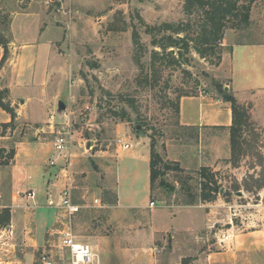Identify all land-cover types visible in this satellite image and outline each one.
<instances>
[{
    "label": "rangeland",
    "instance_id": "obj_1",
    "mask_svg": "<svg viewBox=\"0 0 264 264\" xmlns=\"http://www.w3.org/2000/svg\"><path fill=\"white\" fill-rule=\"evenodd\" d=\"M186 4L187 0H0V42L7 45L8 58L14 23L18 28L29 22L26 13L45 14L43 25L53 30L60 73L50 84V94L59 93L66 105L57 129L67 131L70 125L73 135L74 200L80 210L72 225L81 241L97 251L93 242L114 235L120 226L108 222L132 216L135 223L125 226L145 231L141 238L158 249L160 264H264V47H236L233 61L228 57L223 62L235 45L264 44V0L253 3L248 23H227L217 50L220 64L218 56L203 59L193 48L188 53L178 48L164 52L153 45L154 40L167 44L178 28L185 30L180 37L197 36L204 21L201 6L188 9ZM37 23L36 18L28 23L24 35L29 39ZM216 83L246 114L235 153L231 130L201 132L180 124V98L200 93L222 98ZM9 96L8 89H0L2 101L17 114L9 127L0 125V168L12 163L18 143L40 148L36 140L52 148L54 137L48 128L49 106L42 112L34 109L33 120L41 125L36 127L18 114L20 103L14 105ZM50 105L57 116L56 101ZM118 139L132 148L123 151ZM152 142L163 161L157 165L153 187ZM50 151L54 155V149ZM116 183L125 209L114 206ZM204 184L217 192L205 191ZM59 192L56 185L48 196L58 202ZM10 211L0 204V229L11 226L14 232L7 242L15 247H5L10 250L6 255L0 253L9 264H39L47 244L57 245L61 239L54 230L70 222L63 210L44 208L37 229L47 232L42 242L34 243L33 233L28 241L18 231L21 222L15 225ZM170 225L178 233L165 231ZM227 233L234 235L233 242L222 248L218 239Z\"/></svg>",
    "mask_w": 264,
    "mask_h": 264
},
{
    "label": "crops",
    "instance_id": "obj_2",
    "mask_svg": "<svg viewBox=\"0 0 264 264\" xmlns=\"http://www.w3.org/2000/svg\"><path fill=\"white\" fill-rule=\"evenodd\" d=\"M30 16L31 19H38L31 39L24 35L31 20L29 19ZM42 16H45V14L39 12L26 13L29 22H22V25L18 28H15L14 23L12 31L15 32L16 30L17 33L13 32L14 38L8 45L9 56L5 63H2L5 49L0 46V89L9 90L12 103L14 105L17 102L20 103L18 114L25 118L28 125H35L36 127H41V125L36 124V121L33 120L36 118L34 109L42 112L45 106H49L48 110L51 113L54 106L50 103L55 100L58 105L60 102L59 93L54 91L50 94V84L60 73V55L55 49L54 34L50 33L53 30L51 27L43 25L44 17ZM236 47L259 48L264 47V44L235 45L232 52L226 53L223 62L227 61L228 57L233 61ZM250 91L251 96H255V90ZM179 105L180 124L184 127L196 128L201 132L211 129L213 132L218 130L226 133L230 131L233 125L231 104L220 97L213 98L206 93H200L197 96L182 97ZM10 122V114L0 107V125L9 124ZM26 142L18 143L12 163L0 168V204L11 210V218L13 222H16L15 225H18V220L21 222L22 229L19 227L18 231L23 233L28 241H30L29 233H33V237L36 238L33 241L35 243L36 240L38 243L44 240L47 231H44L43 234L39 233L37 218L42 214L40 212L44 208H48V194L49 190L56 187L54 176L57 169L48 166V160L52 156L50 151L52 148L49 143L45 144L35 140L33 142L35 145H41L40 151V148L36 146L32 149L28 148ZM149 176H151L150 171ZM19 186H23L24 190L18 191L33 190L36 197L31 200L18 198L16 196L18 191L15 192V189ZM52 192L54 194V191ZM115 194V208L125 209L117 183ZM16 205H19V207ZM27 209L30 210L26 211ZM135 221L132 216H117L115 220L108 222L110 225L117 223L120 226L113 233L114 235L108 233L93 242V245L97 248L96 251L92 246L97 255L96 262L98 264H160V257L157 255L158 249L152 247L151 240L141 238L145 231H135V229H130L133 226H125V224H133ZM50 223L51 221L49 226ZM103 223H105V220ZM158 231L157 228L154 233L156 234ZM165 231H170L172 234L178 233L175 225L168 226ZM210 258L212 257L209 256L208 259ZM202 261L206 262V259Z\"/></svg>",
    "mask_w": 264,
    "mask_h": 264
},
{
    "label": "built area",
    "instance_id": "obj_3",
    "mask_svg": "<svg viewBox=\"0 0 264 264\" xmlns=\"http://www.w3.org/2000/svg\"><path fill=\"white\" fill-rule=\"evenodd\" d=\"M59 115L54 112L50 113L48 128L54 136L50 141L54 149V155L49 158L48 166L57 169L55 174L56 185L60 186L58 202L52 195L48 196L47 207L58 208L65 212V216L69 218L66 228L63 230H54V236L60 235L61 239L57 245L47 244V247L42 251L39 257V264H98L96 262L97 255L88 242L81 241L75 234L73 229V217L79 212L80 206L74 200V184H75V157L76 153L73 150V135L71 126L68 125L67 131L57 129ZM41 132V131H40ZM117 144L123 151L132 148V145L124 139H118ZM18 195L26 200H31L36 197V193L31 191H19ZM99 204V200H95ZM150 208H154L156 203L152 201ZM14 232L12 227L0 229V253L6 255L10 252L5 247L14 248L13 244L8 243V240L13 239ZM234 235L227 233L218 239V244L225 248L233 242ZM0 264H9L0 256Z\"/></svg>",
    "mask_w": 264,
    "mask_h": 264
},
{
    "label": "trees",
    "instance_id": "obj_4",
    "mask_svg": "<svg viewBox=\"0 0 264 264\" xmlns=\"http://www.w3.org/2000/svg\"><path fill=\"white\" fill-rule=\"evenodd\" d=\"M256 0H250V4H240V0H187V8L191 9V7H195V5L200 4L201 10L203 12L204 21L200 28V32L195 36V38H191L188 35L185 37H180L181 32L185 30L183 28H178L175 30V35L179 36L176 37L174 35L169 36L168 43L165 42L160 43L158 41H153V45L156 47H160L166 52L170 48H178L183 49L185 53H188L192 48L200 55L203 59H208L209 56H218L217 50L219 47L222 46V40L224 39V32L227 28V23L231 20L234 21H241L248 23L249 22V14L251 12V7ZM168 29H171V26H168ZM167 39V38H166ZM193 43V47L191 46ZM0 46H3L5 49V55L3 57L2 63L6 60V51L7 45H3L0 42ZM136 46H139V41L136 40ZM172 55V60L174 64H179V61L173 57V53L170 52ZM156 55H159L156 53ZM222 61V57L218 56L217 64H220ZM216 88L219 93L223 96L222 99L231 104L232 112H233V125L231 127V142H232V149L233 153L236 152L235 147L237 146V136L241 131L243 126V121L246 120L245 111L242 112V108L238 105L237 100L230 95L225 89L222 87L220 83H216ZM188 95H184L182 97H186ZM181 97V98H182ZM180 98V99H181ZM180 102L178 103V113H180ZM0 107L10 114L12 118V122L9 124H3L4 127H9L16 119L17 114L11 108V106L5 104L2 99L0 98ZM163 162L160 158L159 154L155 150V144L152 142L151 148V163H150V181L151 187L154 186V183L159 175L158 163ZM204 179H207V174H203ZM205 191L209 189L210 191L217 192V190H212L209 188V184H204Z\"/></svg>",
    "mask_w": 264,
    "mask_h": 264
},
{
    "label": "water",
    "instance_id": "obj_5",
    "mask_svg": "<svg viewBox=\"0 0 264 264\" xmlns=\"http://www.w3.org/2000/svg\"><path fill=\"white\" fill-rule=\"evenodd\" d=\"M66 110V105L63 102L58 103V111L57 114L61 116V114Z\"/></svg>",
    "mask_w": 264,
    "mask_h": 264
}]
</instances>
